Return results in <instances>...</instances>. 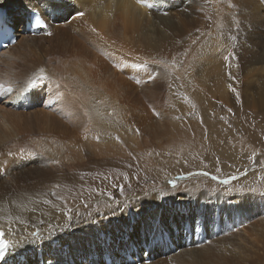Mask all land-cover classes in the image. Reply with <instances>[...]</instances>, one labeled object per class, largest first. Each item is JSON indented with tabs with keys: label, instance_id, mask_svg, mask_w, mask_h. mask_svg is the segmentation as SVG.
Instances as JSON below:
<instances>
[{
	"label": "bare ground",
	"instance_id": "obj_1",
	"mask_svg": "<svg viewBox=\"0 0 264 264\" xmlns=\"http://www.w3.org/2000/svg\"><path fill=\"white\" fill-rule=\"evenodd\" d=\"M173 1L146 0V4L151 6L152 11L149 12L133 0H0V7L9 8V14L6 12L9 20L32 9H39L49 20L47 29L35 36L26 34L21 24L13 34L18 36L16 43L0 52V84L12 89L11 92L0 91V229L5 231V239L23 241L7 251L0 264H39L42 257L45 264H104V259L110 255L109 250H103L105 244L116 247L114 255L116 249L119 250L117 253L127 252L132 245L138 251V257L143 247L149 244L155 255L151 264L160 258L170 264H228V256H234L245 264L247 226L242 229L245 238L239 228L236 233L234 230V235H228L230 211L240 212L253 204L250 213L256 212L259 205L255 202L260 200L257 196L247 193L225 196L208 190L195 192L190 189L187 193L163 198L148 192L151 186L154 187L149 182L145 184L146 189L134 183L136 188L129 194L120 190L116 195L112 189L106 190L103 195L109 198L104 199L101 198V190L96 191L97 186L104 185L100 181L104 174L88 166L89 158L98 159L104 155L112 160L111 155L115 154L126 157L127 148L118 149L115 145L103 146L93 142L88 145L83 144V140L78 142L77 138L72 144L60 143V140L56 146L39 142L32 147L21 138L22 131L15 127L18 117L39 100L42 107L28 110V114L39 116L46 123H54L59 130L71 124L70 128L76 132H81L79 128L84 130L87 125L94 126L88 107L92 104V95L88 93L94 92V85L100 88L108 86L111 92L115 89L117 93L129 95V72L123 68L129 64L123 57L133 50V38L139 32L149 37L158 32L164 33L152 45L154 50L164 52L171 51L175 46L166 32L180 27V34L189 42L186 47L182 46L183 49L177 43L178 49L186 53L185 56L180 54L183 57L179 59L183 63L181 68L186 71H190L196 63L193 52L198 49L199 40L203 38L205 46H208L207 35L217 33L215 28L219 27L222 7L226 6L234 14L229 20L227 18L222 34L244 32L248 38L245 25L249 21L252 34L259 35L256 29L261 12L255 0ZM11 6L17 10L11 9ZM195 9L198 13L203 12L200 13L202 19L195 15ZM79 12L84 15L78 16ZM70 14L72 16L68 20ZM197 21L202 27L195 34ZM212 23L217 25L212 26ZM49 32L52 33L50 36ZM147 44L138 46L135 51L144 49L141 53H145L151 47ZM245 64L240 61L243 69ZM40 69L44 70L43 73ZM30 79L37 81L36 86L29 89L32 91L31 102L19 105L17 97ZM226 88L228 86L223 89ZM95 104L100 108L98 103ZM96 111L94 116L99 117L101 114L98 109ZM181 139L180 142L187 143L186 138ZM143 145L137 147L140 152L153 147ZM24 155L31 156L22 160ZM174 155L179 156L175 152ZM145 165L154 167L152 158L146 159ZM166 175V181L172 179ZM115 177H111L110 185L115 188L123 185L121 181L125 178ZM97 180L99 184H92ZM182 182L175 186H180ZM191 185L186 183L184 187ZM200 185V182L196 183V186ZM126 187H129L128 184H125ZM216 187L226 188L225 185ZM171 189L166 187L167 192ZM63 201L69 205L73 203L76 210ZM87 202L93 207L88 208ZM189 229L193 234L191 243L184 236V233L188 234L185 230ZM34 231L40 234L38 239L30 236ZM127 231L136 239L127 237ZM230 253L232 255H228Z\"/></svg>",
	"mask_w": 264,
	"mask_h": 264
},
{
	"label": "rangeland",
	"instance_id": "obj_2",
	"mask_svg": "<svg viewBox=\"0 0 264 264\" xmlns=\"http://www.w3.org/2000/svg\"><path fill=\"white\" fill-rule=\"evenodd\" d=\"M255 1L261 12L256 29L259 35L254 36L252 34L249 21L248 25H245L247 26L248 38L245 37L244 32L232 34L233 36L228 33V35L222 34V28L226 26L227 18L229 20L234 15L229 9H226V6L222 7L219 11V27H222L215 28L217 33L213 32L207 35L211 46H205L203 38L199 40L198 49L193 52V61L196 63L190 71L182 69L183 63L182 61L179 62L180 57H183L181 55H186L180 49L189 44L187 38L180 34V27L177 26L174 29L177 32L173 30L166 32L168 33L167 37L175 42V46L171 51L164 52L154 50L152 47L155 40L164 33H155L153 37L146 36L143 32L137 33L133 38V50L123 57L125 63L129 64L123 66L129 72V95L125 96L123 92L117 93L115 89L112 91L114 92L112 95L108 86L100 88V86L94 85L92 87L96 88L91 87L94 92L88 93L92 95V104L90 103L88 107L91 110L94 126L87 125L88 127L85 126L84 130L79 128L81 132H76L70 128L73 126L71 124L59 130L55 128L54 123H46L39 116L28 114V110L42 107L41 100L24 111V114L16 120L17 126L15 124L14 126L22 131L21 138L32 147L36 146L34 143L39 142H49L56 146L60 140H62L60 143L72 144L77 138L78 142L83 140V144L93 142L103 146L115 145L118 149L127 148L128 155L126 157L115 154L111 155L113 156L112 160L104 155L98 159L89 158L88 166L99 169V172L104 174L100 180L104 185L96 187V191L101 190L100 195L109 189H112L116 195L120 190L129 194L131 193L130 190L136 188L134 183H139L146 189L145 184L150 182L154 184V187L151 186V190L148 192L156 193L157 196L163 198L176 193H187V190L190 189L195 192L208 190L213 194L219 193L225 196L244 193L253 197L257 196L260 200L255 202L256 205H259L256 212L250 213L254 207L253 204L243 208L240 212L230 211L232 213L229 218L228 235H232L234 230L236 233L238 228L242 233V229L247 226L248 239L246 238L245 241L248 243V249L245 252V264H264V226H262L264 223V204H261L264 203V78L262 77V75L264 76V0ZM5 9L8 12L9 8L5 7ZM11 9L17 10L13 6ZM198 12L197 9L195 15L202 19L203 12L200 11L201 15ZM228 13L232 15L230 16ZM22 14H16L18 17L10 21L18 23L19 16ZM71 16L72 14L67 19L70 20ZM197 22L199 24L195 34L202 27L200 21ZM211 25L215 26L217 23ZM223 36H227V38ZM238 36L241 37L238 38ZM177 43L180 49H178ZM146 44L151 45V47L145 50V53H141L144 49L135 51L138 46L143 47ZM229 52H236L235 58L230 57L229 61H225L223 57ZM238 60L246 62L244 69ZM236 61L238 62L236 63ZM197 66L200 68L198 69ZM150 77H154V79H150ZM229 84L236 89V92L231 91L229 87L223 89ZM237 92L239 99H237ZM95 103H98L100 108ZM89 109L87 108L88 111ZM96 109L101 114L99 117L94 116L97 113ZM66 121L68 122V120ZM180 132L181 134H179ZM173 134L175 135L173 136ZM184 138H186L187 143L183 144L179 139L183 140ZM142 143L143 146H153L154 148L150 147L148 150L140 152L137 147ZM158 143L161 145H157ZM152 150L153 152H151ZM174 152L179 156L174 155ZM29 156L31 155L22 156V160H27ZM146 156L152 158L155 168L145 165L146 159H149ZM85 171L87 172V170ZM158 173L162 175L160 176ZM165 175L172 179L166 181ZM115 176L119 179L125 178L124 181H121L123 185L116 188L114 185H110L111 177L116 179ZM225 180L228 181L227 184L224 183ZM100 181L97 180L96 183L92 184H99ZM171 181L183 182L180 186H173ZM197 182H200L201 185L196 186ZM186 183L192 184L191 187H184ZM125 184H128L129 187L124 188ZM224 185L226 188L216 187ZM169 186L172 189L167 192L166 187L169 188ZM251 186L254 187L251 188ZM174 187L175 189H173ZM114 197L116 198V196ZM101 198L108 199L109 197L103 195ZM63 203L73 206L76 210L73 203L72 205L66 201ZM85 204L89 205V202ZM89 207L93 206L89 205ZM79 210L82 211L80 205ZM240 226L242 227L240 228ZM124 236L125 233L123 232L122 237ZM126 236L136 239L128 231ZM242 236L244 237V234ZM147 246L151 247L149 244ZM115 248V246L105 244L103 250H109V254H113ZM121 254L116 252L113 256L120 258ZM122 257L124 258V256ZM228 257H230L228 264H243L234 256ZM154 264L170 263L166 259L160 258Z\"/></svg>",
	"mask_w": 264,
	"mask_h": 264
},
{
	"label": "snow or ice",
	"instance_id": "obj_3",
	"mask_svg": "<svg viewBox=\"0 0 264 264\" xmlns=\"http://www.w3.org/2000/svg\"><path fill=\"white\" fill-rule=\"evenodd\" d=\"M137 3L144 4V3H146V0H137ZM77 15L78 16H83L84 13L79 12V13H77ZM32 16L34 17L35 25H37L39 27H46L47 26L45 24V21L41 18V16L38 13H36L34 10L32 11ZM51 34H52L51 32L48 33V35H51ZM230 57L231 58H235V54L232 53V52H229V54L224 56L223 59L225 61H229ZM230 66L231 65L229 64V67ZM43 71H44L43 69H40L41 73H43ZM229 75H231V74L229 73ZM150 79H154V77H150ZM233 79H234V77H233ZM36 83H37L36 80L30 79L28 81L27 87L24 90L27 91L29 89L34 88L36 86ZM228 87L230 88L231 91L236 92V89L233 88L231 84H229ZM0 91L11 92L12 89H11V87L5 88L3 84H0ZM236 95H237V99H239V93L238 92L236 93ZM229 111H231V109H229ZM9 155H11V153H9ZM56 163H59V162L57 161ZM172 183H173V186H174L175 185V181H172ZM224 183L227 184L228 181L225 180ZM30 236L33 237V238L38 239L40 237V234L38 232L34 231V232L30 233ZM22 242L23 241H15V240L5 239V231L3 229H0V260H2L4 258L6 252L10 248H12V247H14L17 244L22 243Z\"/></svg>",
	"mask_w": 264,
	"mask_h": 264
}]
</instances>
